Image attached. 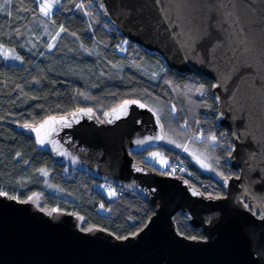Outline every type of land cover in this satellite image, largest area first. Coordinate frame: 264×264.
Masks as SVG:
<instances>
[{
    "label": "water",
    "instance_id": "1",
    "mask_svg": "<svg viewBox=\"0 0 264 264\" xmlns=\"http://www.w3.org/2000/svg\"><path fill=\"white\" fill-rule=\"evenodd\" d=\"M92 1L124 38L158 53L168 68L213 81L217 123L232 140L227 165L237 175L224 176L223 195H206L133 157L158 148L164 135L156 112L137 98L101 117L91 107L47 116L29 127L36 147L140 195L153 213L121 238L81 228L72 212L3 195L0 264H264V0ZM177 211L203 237L180 233Z\"/></svg>",
    "mask_w": 264,
    "mask_h": 264
},
{
    "label": "trees",
    "instance_id": "2",
    "mask_svg": "<svg viewBox=\"0 0 264 264\" xmlns=\"http://www.w3.org/2000/svg\"><path fill=\"white\" fill-rule=\"evenodd\" d=\"M0 45L14 48L22 59L19 64L0 60V192L19 200L38 194L41 207L74 213L83 229L100 227L121 238L137 232L153 213L143 197L69 168L36 147L24 127L81 107L101 117L126 98L156 108L163 131L184 138L200 133L205 141L216 137L212 147L219 171L223 177L237 174L227 165L232 140L217 123L213 81L168 68L158 53L124 38L92 0H57L47 16L37 0H0ZM158 149L170 165L156 169L187 178L206 195L224 194L221 180L183 156L175 158L180 151L164 144ZM146 150L131 154L143 161ZM102 186L115 195L105 194ZM173 220L180 233L203 237L181 211Z\"/></svg>",
    "mask_w": 264,
    "mask_h": 264
},
{
    "label": "rangeland",
    "instance_id": "3",
    "mask_svg": "<svg viewBox=\"0 0 264 264\" xmlns=\"http://www.w3.org/2000/svg\"><path fill=\"white\" fill-rule=\"evenodd\" d=\"M39 3V8L41 11V5L43 4H50L51 7L48 9V14L50 15L52 11L55 9L57 0H37ZM42 12V11H41ZM43 13V12H42ZM44 14V13H43ZM45 15V14H44ZM46 15V16H47ZM18 56L19 59H15L13 57ZM0 60L12 62V63H21L22 59L20 55L16 52V50L12 47L0 45ZM150 107L157 113L156 108L152 105ZM163 141L162 144L167 147H171L174 150L180 151V155H175V158L178 160H183L187 158L188 160L192 161L195 166L199 168L204 173H208L213 175L215 178L219 180H223V175L219 171L218 168V161L216 152L213 150V145L216 143V140L213 141L211 137L205 141L202 138V134L190 135L187 138L180 136V134L175 133L174 131H163ZM204 141L206 143H204ZM179 145V146H178ZM156 154V155H154ZM183 156V157H182ZM169 157H167L161 149L154 148V149H147L144 153L143 161L148 162L149 164L153 165L155 168L160 170H165V168L170 165ZM186 174L192 176L193 170L187 169L185 171ZM97 182V181H96ZM101 184V182H98ZM104 189V193L107 195H112L114 192L113 188H107V186H102ZM31 200L34 203L40 206V196L38 194L31 195ZM43 210H48L45 207H41Z\"/></svg>",
    "mask_w": 264,
    "mask_h": 264
},
{
    "label": "snow or ice",
    "instance_id": "4",
    "mask_svg": "<svg viewBox=\"0 0 264 264\" xmlns=\"http://www.w3.org/2000/svg\"><path fill=\"white\" fill-rule=\"evenodd\" d=\"M51 7V5L50 4H43V5H41V11L45 14V15H47L48 14V9ZM61 30H63V29H61ZM125 43H127L126 41H125ZM51 47H52V45H49V48L51 49ZM13 58H15V59H19V57L18 56H15V57H13ZM127 103H129V101H125V104H127ZM131 103H137L136 101H131ZM145 105H143V104H140V107H144ZM89 111H91L90 109H89ZM54 119V118H53ZM24 127H26V128H29V127H31L30 125H24ZM162 137H158V139H161ZM211 139L213 140V141H215L216 140V137H211ZM41 143H43V141H40ZM179 146V145H178ZM154 155H156V154H154ZM43 171V170H42ZM46 174V173H45ZM226 182V181H225ZM194 195L196 194V193H193ZM3 195H6V193H4V192H0V196H3ZM112 195H115V193L113 192L112 193ZM12 199H15V197H11ZM29 199H31V198H29ZM54 211H55V209H54Z\"/></svg>",
    "mask_w": 264,
    "mask_h": 264
},
{
    "label": "built area",
    "instance_id": "5",
    "mask_svg": "<svg viewBox=\"0 0 264 264\" xmlns=\"http://www.w3.org/2000/svg\"><path fill=\"white\" fill-rule=\"evenodd\" d=\"M177 166H178L177 164H174L173 168H176ZM180 167L184 168V166H180Z\"/></svg>",
    "mask_w": 264,
    "mask_h": 264
},
{
    "label": "flooded vegetation",
    "instance_id": "6",
    "mask_svg": "<svg viewBox=\"0 0 264 264\" xmlns=\"http://www.w3.org/2000/svg\"><path fill=\"white\" fill-rule=\"evenodd\" d=\"M141 153H142V150H141L140 152H137L138 155H141ZM236 175H237V174H236Z\"/></svg>",
    "mask_w": 264,
    "mask_h": 264
}]
</instances>
